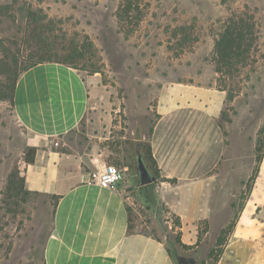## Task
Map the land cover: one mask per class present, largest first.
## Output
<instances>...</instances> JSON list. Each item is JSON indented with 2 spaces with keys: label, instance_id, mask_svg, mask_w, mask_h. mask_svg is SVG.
Here are the masks:
<instances>
[{
  "label": "rangeland",
  "instance_id": "1",
  "mask_svg": "<svg viewBox=\"0 0 264 264\" xmlns=\"http://www.w3.org/2000/svg\"><path fill=\"white\" fill-rule=\"evenodd\" d=\"M244 9L256 22L249 57L216 72L214 39L230 13ZM30 11L35 18L29 17ZM74 49L81 56L71 65L84 76L99 77L95 109L112 116L106 160L127 166V176L135 177L130 168L134 142L120 136L132 130L138 137L147 134L164 82L206 71L215 87L230 94L218 120L225 137V195L214 202L210 220L200 221L197 244L182 248L175 243L173 212L155 197L159 177L138 189L132 185L125 193L132 230L154 234L172 258L174 247L198 257L197 264H215L222 248L217 236L249 199L255 197L256 215L264 221V204L254 193H263L264 183L257 182V172L251 178L260 162L257 139L264 144V0H0V264H43L54 204L52 198L28 193L20 185L25 131L14 118L9 84L41 55L51 53L57 59ZM87 138L73 131L67 145L59 147L71 150ZM258 264H264V249Z\"/></svg>",
  "mask_w": 264,
  "mask_h": 264
},
{
  "label": "crops",
  "instance_id": "2",
  "mask_svg": "<svg viewBox=\"0 0 264 264\" xmlns=\"http://www.w3.org/2000/svg\"><path fill=\"white\" fill-rule=\"evenodd\" d=\"M209 78L204 71L192 79L164 82L154 101L150 132L138 137L132 130L120 136L149 142L160 178L155 184L156 200L180 217V239L187 245L196 242L200 221L210 220L214 202L225 195V163L221 162L225 137L218 120L227 93ZM98 81L95 74L84 76L67 64L50 61L21 71L15 83L12 110L25 131L23 149L36 147L33 162L22 161L24 189L57 196L42 262L174 264L162 240L128 229L125 193L132 185L138 189L147 184L137 185L133 174L127 176V166L115 189L89 182L91 171L111 163L106 159L108 140L113 137L112 116L95 109ZM73 131L88 138L77 141L71 150L59 147L67 145ZM256 174L257 182L264 183V154ZM171 178L176 183L162 180ZM254 193L264 204V187L263 193ZM257 208L255 197L246 202L215 264H258L264 249V221L256 215ZM243 248V253L237 252Z\"/></svg>",
  "mask_w": 264,
  "mask_h": 264
},
{
  "label": "trees",
  "instance_id": "3",
  "mask_svg": "<svg viewBox=\"0 0 264 264\" xmlns=\"http://www.w3.org/2000/svg\"><path fill=\"white\" fill-rule=\"evenodd\" d=\"M29 17L31 18H35L36 15L34 12L30 11L29 13ZM256 22L254 21V15L247 9L244 10H239V11H233L230 13V15L226 18V20L224 21L221 29L218 31L215 39H214V58L213 60L215 61V71L219 72L221 71L222 65H228L231 64V62H244L247 57H249V52L252 46V42L254 41V39H256V28H255ZM46 58H44L42 55L40 57V59L38 60H33L31 63L28 64V66H26L23 70L29 68L30 66H33L37 63L40 62H50V61H54V62H59V63H63V64H67L73 68H75L73 65H71V62L77 58H79L81 56V53L78 51V49H74L72 51H70L68 54L61 55L62 57H59L57 59H51L52 58V54L51 53H46ZM56 56V55H54ZM76 69V68H75ZM22 70V71H23ZM20 74V72H16L14 77L11 80V83L9 84V102L11 103V105L13 104V93H14V88H15V83L17 80L18 75ZM224 90V89H223ZM227 93V97L226 99H230V94L228 92ZM223 116V110L221 112V116L220 118H222ZM219 125V124H218ZM150 132V127L148 129L147 134ZM133 150L135 153V158L133 160V164L130 165V168L133 170V173L135 174V178L137 181V169H136V156L137 154H140L142 160L144 161V163L147 165L148 170L150 171V173L155 176L156 179H158V174L157 171L155 170V161L152 157L151 154V148H150V144L147 140L144 141H136L133 144ZM36 151V147H27L24 150V154H23V160L26 163H31L33 162V158H34V154ZM256 151H257V161L259 162L262 158L263 155V151H264V144H261L260 139H257L256 142ZM154 167V170H152V168ZM256 169L253 172V175L251 178H253V176L256 173ZM162 180H166L172 184L176 183V179L175 178H171V179H162ZM20 181V185L21 187L24 188V178L21 176L19 178ZM26 192L31 193L30 191L24 189ZM52 199H56L57 196L53 195L51 196ZM168 209V208H167ZM127 212H128V229L129 231H134L132 230L133 226H132V220H131V211L130 208L127 206ZM173 217H174V225L175 228L178 229L176 234H175V238L174 241L175 243L182 247V248H190L192 245H187L185 243H183L180 239V227H181V222H180V217L174 213ZM237 215L235 216L234 220L232 222L229 223V225L224 228L221 229L219 235L217 236V244H219L220 246H223V244L225 243V236L228 235L231 231L232 228L235 224V219L237 218ZM139 232H143V231H139ZM152 236L158 240H160L159 238H157L154 234H152ZM199 241V235H197V242ZM196 242V244H197ZM171 258H172V254L171 251L168 247H166ZM218 255H220V253L222 252V248L220 247L218 249ZM218 257H216L217 260ZM173 260V258H172ZM174 262V260H173Z\"/></svg>",
  "mask_w": 264,
  "mask_h": 264
},
{
  "label": "built area",
  "instance_id": "4",
  "mask_svg": "<svg viewBox=\"0 0 264 264\" xmlns=\"http://www.w3.org/2000/svg\"><path fill=\"white\" fill-rule=\"evenodd\" d=\"M126 169L113 163H103L89 173V182L101 188L115 189L124 178Z\"/></svg>",
  "mask_w": 264,
  "mask_h": 264
},
{
  "label": "water",
  "instance_id": "5",
  "mask_svg": "<svg viewBox=\"0 0 264 264\" xmlns=\"http://www.w3.org/2000/svg\"><path fill=\"white\" fill-rule=\"evenodd\" d=\"M136 169H137V185H146L151 182L156 181L155 176H153L150 171L148 170L147 165L142 160L140 154H137L136 156ZM174 262L176 264H197L198 257L195 255L186 256L183 254H180L178 251L174 250Z\"/></svg>",
  "mask_w": 264,
  "mask_h": 264
},
{
  "label": "flooded vegetation",
  "instance_id": "6",
  "mask_svg": "<svg viewBox=\"0 0 264 264\" xmlns=\"http://www.w3.org/2000/svg\"><path fill=\"white\" fill-rule=\"evenodd\" d=\"M174 250H177V249H175L174 247L172 248V251H173V253H174ZM178 251V250H177ZM179 252V251H178Z\"/></svg>",
  "mask_w": 264,
  "mask_h": 264
}]
</instances>
